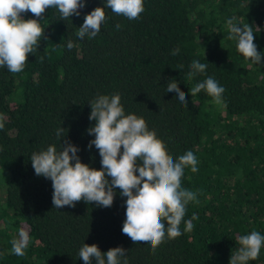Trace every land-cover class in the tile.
Wrapping results in <instances>:
<instances>
[{"label": "trees", "instance_id": "trees-1", "mask_svg": "<svg viewBox=\"0 0 264 264\" xmlns=\"http://www.w3.org/2000/svg\"><path fill=\"white\" fill-rule=\"evenodd\" d=\"M104 2L86 0L80 16L67 20L46 9L39 18L45 36L24 70L0 67V264H84L85 243L102 252L122 246L128 264H229L238 236L264 235V63L238 51L226 21L250 24L264 53V0H144L139 18L105 8L100 32L78 37L85 15ZM193 60L207 64L204 73L189 75ZM209 76L225 89L219 102L205 90L189 92ZM169 82L188 94L187 106L166 92ZM114 94L125 114L155 130L173 159L189 150L197 158L198 171L186 167L181 177V187L197 194L186 205L182 235L166 234L155 251L122 233L127 197L119 189L110 207L81 200L55 208L52 181L37 176L30 160L49 145L59 151L56 132L64 128L81 161L100 169L98 149L88 148L94 135L87 129L95 123L88 102ZM194 213L193 229L184 232ZM21 228L30 241L18 257L11 248ZM247 264H264V245Z\"/></svg>", "mask_w": 264, "mask_h": 264}, {"label": "clouds", "instance_id": "clouds-1", "mask_svg": "<svg viewBox=\"0 0 264 264\" xmlns=\"http://www.w3.org/2000/svg\"><path fill=\"white\" fill-rule=\"evenodd\" d=\"M85 6L86 0H0V67L6 66L11 73L24 70L29 54L35 53L38 42L45 36V28L39 23V18L46 9L56 8L61 19L67 20L73 15L80 16V9ZM105 8L135 20L144 11V0H105L103 7L97 6L85 15L78 37L87 35L94 38L100 32L106 19ZM28 12L35 18L21 15ZM233 19L226 21L227 38L237 42L238 51L246 59L264 63V53L258 52L253 42L251 25L240 27L233 23ZM120 27L116 25L117 29ZM73 46L72 42L67 44L68 49ZM178 52L177 48L172 55ZM190 68L193 71L189 75L194 76L204 73L207 64L193 60ZM201 90L216 102L225 91L211 76L197 83L189 92L195 96ZM166 92H175L179 101L187 106L188 94L181 91L178 83L169 82ZM88 103L91 109L89 120L95 121L87 129L89 135H94L88 148L94 145L98 149L102 167L96 169L83 163L78 156V146L67 141L66 135H62L64 128H60L56 136L61 139V149L58 151L55 145H49L46 150L33 153L30 160L34 172L52 181V204L55 208L75 207L81 200L90 204L95 202L99 207H110L119 189L120 195L127 197L122 233L134 243L146 242L155 251L166 234L169 239L182 235L179 226L186 214V205L196 201L197 194L181 187V177L186 167L190 166L192 172L198 171L197 158L189 150L173 159L164 142L157 137L155 130H149L142 117L125 114L119 94L111 97L98 95ZM3 127L4 123L0 121V129ZM196 219L198 217L194 213L190 220L184 221L183 231L190 232L194 227L192 221ZM18 236L19 239L12 241L11 252L22 257L26 254L30 236L24 228L19 230ZM237 240L240 247L230 257L229 264H247L258 258L264 245V235L252 231L238 236ZM126 252L122 246L102 252L97 244L85 243L79 250V258L84 264H128Z\"/></svg>", "mask_w": 264, "mask_h": 264}]
</instances>
